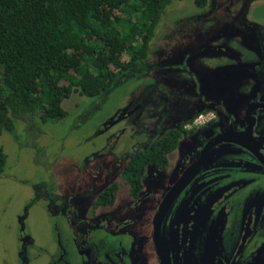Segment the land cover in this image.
<instances>
[{
  "label": "flooded vegetation",
  "instance_id": "obj_1",
  "mask_svg": "<svg viewBox=\"0 0 264 264\" xmlns=\"http://www.w3.org/2000/svg\"><path fill=\"white\" fill-rule=\"evenodd\" d=\"M250 3L225 4L222 18L209 0L188 18L214 28L183 27L178 49L147 51L145 89L101 124L110 137L85 158L110 165L85 187L63 177L57 197L53 179L46 215L67 225L56 220L53 250L24 241L17 264H264V16L250 17Z\"/></svg>",
  "mask_w": 264,
  "mask_h": 264
},
{
  "label": "trees",
  "instance_id": "obj_2",
  "mask_svg": "<svg viewBox=\"0 0 264 264\" xmlns=\"http://www.w3.org/2000/svg\"><path fill=\"white\" fill-rule=\"evenodd\" d=\"M173 1L0 0V133L15 137L14 118L27 113L42 122L64 117L61 100L72 91L109 88L146 57ZM6 158L0 145V173Z\"/></svg>",
  "mask_w": 264,
  "mask_h": 264
},
{
  "label": "rangeland",
  "instance_id": "obj_3",
  "mask_svg": "<svg viewBox=\"0 0 264 264\" xmlns=\"http://www.w3.org/2000/svg\"><path fill=\"white\" fill-rule=\"evenodd\" d=\"M231 1L237 3L238 0H218L217 7L223 14L222 18L228 17L224 6ZM241 5L247 10L244 4ZM167 8L149 43L148 54L149 50L162 47L165 49L166 45L168 52L178 49L179 47L172 48L175 44L180 46L181 41L176 42L172 34L183 27L188 33L194 28L201 32L214 28L213 24L198 25L188 18L203 10L194 0H174ZM263 9L264 0H251L247 14L260 18L264 16ZM170 32V36H164ZM191 44L192 40L188 41L186 46ZM145 65L139 63V60L135 61L132 66L116 76L109 88L98 94L88 96L72 91L61 100L67 111L62 118L42 122L36 113H27L14 118L15 137L8 131L0 133V145L7 154L5 169L0 173V264H17L13 255H16L20 245L29 239H32V242L28 245L36 251L53 250L54 244L50 241L56 220L60 221L62 217L64 225L67 223L66 217L61 213L57 217L46 215L47 202L44 195L53 187L55 177L58 178L57 185L58 182L62 184V178L66 177L67 184L62 187L81 188L85 187L84 184L87 186L92 170L97 165L105 166L104 159H108V166L110 165L109 156L97 162L85 161V158L91 155L94 146L103 142L107 136L110 137L113 127L102 133L101 124L130 97L136 95H133L134 88L139 85L145 89V86L136 84L137 76L141 78L144 72L141 71L142 66ZM127 130L130 131L128 128ZM129 139L126 132L120 138L119 144L122 145ZM105 175L107 173L103 172L102 176ZM78 179H81V182ZM59 187L60 185L57 188L54 184L51 196L57 197L62 192ZM123 191L121 187V194ZM56 210H59L58 206Z\"/></svg>",
  "mask_w": 264,
  "mask_h": 264
}]
</instances>
